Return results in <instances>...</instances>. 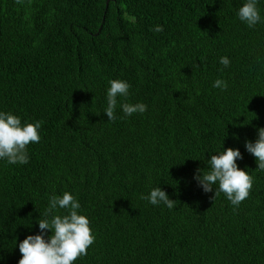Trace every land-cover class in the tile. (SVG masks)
Wrapping results in <instances>:
<instances>
[{
	"label": "trees",
	"instance_id": "obj_1",
	"mask_svg": "<svg viewBox=\"0 0 264 264\" xmlns=\"http://www.w3.org/2000/svg\"><path fill=\"white\" fill-rule=\"evenodd\" d=\"M242 3L0 0V110L43 121L27 164L0 161V264H18L19 242L65 191L95 235L75 264H264V172L244 147L264 127V22H241ZM113 79L131 84L120 103L147 110L118 104L108 121ZM222 145L253 170L238 206L193 178ZM157 186L172 209L141 198Z\"/></svg>",
	"mask_w": 264,
	"mask_h": 264
},
{
	"label": "clouds",
	"instance_id": "obj_2",
	"mask_svg": "<svg viewBox=\"0 0 264 264\" xmlns=\"http://www.w3.org/2000/svg\"><path fill=\"white\" fill-rule=\"evenodd\" d=\"M260 0H243L236 10L238 19L249 28L264 22L258 7ZM157 31H162L160 26ZM219 63L229 66L230 60L221 57ZM106 92V107L102 113L108 121L115 120L116 109H120L126 116L134 113H144L147 105L143 102L120 103L119 98H127L131 84L127 80L113 79L108 81ZM221 90L227 89V82L216 79L212 85ZM43 121L31 122L22 119L11 111L0 110V161L8 164H27L29 154L27 146L39 143ZM257 137L254 141L246 140V151L255 157L257 165L254 171L264 172V127L256 129ZM208 159L209 170L197 169L194 179L205 193L214 192V197L223 193L234 206H238L250 194L253 186V170L240 168L237 160L243 159L239 148H222L211 154ZM153 206L164 204L172 209L176 201L161 187L150 189L147 195L141 197ZM64 209V213H60ZM36 223L39 231L27 235L19 242L18 248L21 258L18 264H75L79 257L87 254V249L94 243L95 235L90 226V220L83 213L78 199L70 192L53 194L48 199L44 213L39 215ZM50 231V235H49Z\"/></svg>",
	"mask_w": 264,
	"mask_h": 264
},
{
	"label": "water",
	"instance_id": "obj_3",
	"mask_svg": "<svg viewBox=\"0 0 264 264\" xmlns=\"http://www.w3.org/2000/svg\"><path fill=\"white\" fill-rule=\"evenodd\" d=\"M110 1H111V0H106V7H108ZM100 29H101V28H100Z\"/></svg>",
	"mask_w": 264,
	"mask_h": 264
}]
</instances>
